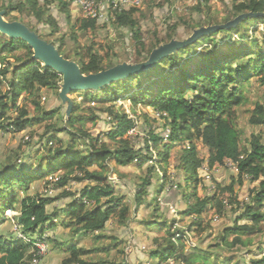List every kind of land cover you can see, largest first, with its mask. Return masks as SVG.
<instances>
[{
	"label": "trees",
	"instance_id": "16d2710c",
	"mask_svg": "<svg viewBox=\"0 0 264 264\" xmlns=\"http://www.w3.org/2000/svg\"><path fill=\"white\" fill-rule=\"evenodd\" d=\"M231 1L233 2L234 15L225 21L216 24L206 21L202 23L203 21H201L195 26L191 22L184 21L183 28L191 29L193 32L202 26L225 24L243 13H264V0H246L239 4H236L237 0ZM0 3H2L0 10L6 11V18L16 13L12 17L14 20L10 21L24 22L22 17H26L29 22L26 24L30 26L31 20L34 19L37 22L36 26L41 24L45 28L47 27L49 31L45 29L43 31L50 34L58 33L60 30L59 22L51 14V9L53 10L57 6L60 12L69 18L67 14L71 5L69 0H43L42 2L41 0H0ZM194 9L199 13H202L203 10L199 5ZM129 11L122 13L114 11L117 13V25L128 28L136 39H140L141 30L138 27V22L134 19V15L139 10L132 8ZM249 20L257 26L264 25V17L247 19L246 22ZM242 24L237 28L221 30L201 38L192 46L166 57L150 71L133 74L124 80L103 87L97 92L79 91L87 94L86 97L99 94L96 98L92 97L90 102H116L120 97L129 95L131 92L129 87L135 83V87L140 89V93L137 91L129 95L133 106L141 104L153 107L162 114H167L164 117L167 122L161 133L156 134L151 131L148 137L143 139V143L133 144L128 137V132L136 126L135 122L128 119L127 116L120 113L114 114L112 110L107 109L106 112L113 117L108 122L112 124L116 121L117 129L109 131L106 142H115V146L114 149L106 146L99 148L101 134L94 136L84 129L88 120L95 121L98 117L93 113L90 116L83 115L81 113L82 104L73 102L72 115L66 120L65 128L61 129L62 132L68 133L72 138L71 141L65 142L59 138L56 146L51 147L47 154L39 159V169L36 171L31 167L27 168V164L16 166L15 159L19 155L18 151L9 161L10 164L0 169V264H31L34 256L31 249H36L33 245H26L18 237L16 238L13 231L4 232L1 229L5 222H9L4 215L7 210L20 213V216H14V220L21 231L32 238L42 237L49 230V226H47L49 222L52 224L50 230L55 227L57 211L49 212L48 206L62 199L70 200L64 211L70 216L71 222L77 226L75 235L97 233V238L101 239L102 232L110 223L117 222L119 226H128L134 211L132 206L126 202L125 195L116 194L114 188L117 183L107 172L106 167V164H110L112 161L115 162L117 168L136 166L140 171L148 168V175L144 178L141 177L142 184L134 193L136 221L140 220L137 218L140 209L148 204H156L154 212L166 218L167 211L164 212L162 201L171 202L164 206L171 212L173 210L172 207L170 209L171 204L181 201V196H183V203L187 204V210L183 211L182 215L193 218L189 228L193 230V226H196L195 231L200 235L209 228V225L202 228V214L208 206L211 205L210 209H215L217 214L223 215V212L225 213L224 203L226 204L223 198L229 195V202L233 206L231 210L236 213L238 211L234 208L235 204L241 206V203L238 202L239 191L237 192L236 185L243 184L244 176L251 182L262 179L259 189L252 190L249 202H244L242 205V213L235 217V226L229 227L223 232L222 239L225 245H228L229 237L236 236L231 246H248L249 244L243 240V236H251L261 233L263 230L261 224L264 222V143L260 137H256L251 141L249 147H242L239 143L240 134L232 122L237 119V109L247 102L244 97V88L249 85L250 78L262 76V82H264V38L252 36L250 30L245 28L238 32L239 38L235 39L234 31L244 26ZM77 27L84 33L89 30L96 31L98 21L89 18L78 19L72 25L73 31H76ZM180 28V21H175L168 27L166 35L169 41L178 37ZM31 29L39 34L33 27ZM221 32L227 35L221 38L217 37ZM72 36V39L78 43L76 35ZM0 37L3 40L1 43L3 52L12 54L21 51V49L25 51L22 55L21 53L17 56L14 55L15 53L12 54L15 58L14 62L6 61L7 57L2 56L1 62L5 67L0 68L1 127L4 129L11 124L17 132H22L30 125L32 119H28L26 107L24 109L17 107L20 97L23 94L33 96L34 93H40L43 89H51V92L57 90L62 76L53 69L45 67L41 62L34 61L33 50L24 41L12 40L2 34ZM51 43L54 44V42ZM60 44L57 47L61 53L62 46H65L64 39L60 40ZM159 45L158 42L153 43L150 45L151 48L146 50L144 43L140 42V50L137 51L138 57L134 62L146 60L152 50ZM205 45L206 48L200 49ZM64 53V56L70 59L69 54ZM74 55L76 56L74 61L80 65L84 74L97 73L121 63L118 54L111 52V46L103 47L95 42L85 47H78ZM106 61L108 64L105 67ZM4 85L10 88L9 92L3 91ZM119 85L124 87L119 88ZM35 105L41 108L38 102H35ZM13 109H19L16 118L8 116V112ZM42 113L50 118L57 111ZM254 113L256 116H253L252 123L257 126L264 125V105L258 104ZM201 127L203 130H200ZM79 138L85 142L82 147L76 146ZM169 139V144L164 143ZM178 141L181 143L190 142L189 147H185L181 151L177 167L178 172H184L187 176L184 185L181 183L180 176L176 178L174 184H167L170 179L168 175L169 148L173 142ZM195 141H202L208 148L209 171L216 166L224 168L227 160L232 161L238 167V170H231L234 175L230 184L223 185L214 180L216 190L205 199L197 197L196 187L191 190L194 183H200V170L205 163L199 158ZM164 162L166 167L161 166L163 171L161 175L157 172V168L158 164L161 165ZM58 172L61 173L56 182L58 187L70 186L73 183L89 182V184L83 187L80 195L77 194L79 197L70 189L54 197L36 198L28 195L19 201L18 193L12 190L17 184L24 190H28L32 182ZM132 182L134 183V181ZM168 185L171 186L169 192L165 190ZM147 196L152 197V203L146 200ZM240 220L246 221V223L240 225ZM164 230L169 234V237H163V243L154 253V261L156 260L159 264L168 262L219 264L217 259L212 261L209 255L211 252H208V249L203 250L197 247L193 255H188L185 248L186 236L183 240L180 235L181 232L184 233L183 230H175L173 225ZM49 241L51 242L50 239ZM85 250L80 249L77 245L71 246L70 257L64 261V264H81L83 262L81 258L91 253V251ZM224 260L230 261L228 258ZM112 264H123V261ZM255 264H264V259L256 261Z\"/></svg>",
	"mask_w": 264,
	"mask_h": 264
},
{
	"label": "rangeland",
	"instance_id": "374dc122",
	"mask_svg": "<svg viewBox=\"0 0 264 264\" xmlns=\"http://www.w3.org/2000/svg\"><path fill=\"white\" fill-rule=\"evenodd\" d=\"M42 1L43 0H41V2ZM113 1L114 0H98L100 9L109 5L110 10L103 18L97 19L98 29L96 31L89 30L87 33H84L79 31L78 27L76 31H73L72 25L76 23L78 19L85 18L87 15H85L80 7L73 6L72 4L68 9L69 15L67 14V16H69V18H66L57 6H55L53 10L51 9V14L56 17L59 22L60 30L58 33L50 34L47 32L49 31L48 28H45L41 24L36 26L37 22L34 19L31 20L32 24L29 27L36 29L43 39L54 42L56 46H60V40L64 39L65 46H62L61 53L62 55H65L64 52L68 53L71 60H74L76 57L74 53L78 50V47H85L95 42L103 47L111 46V52L113 51L118 54L121 60L120 62H134L138 57L137 51L140 50V42L144 43L146 50L151 48L150 45L153 43L158 42L160 45L167 43L169 38L166 35V30L170 25H173L175 21L181 22V28L178 31L179 34L177 38L183 40L192 33L191 29L187 30L183 28L184 21L191 22L193 26L201 21H203L202 23L206 21L216 24L234 15L232 8L233 2L231 0H143L142 4L137 7L139 11L134 15V19L138 22V27L141 30L139 35L140 39H136L133 32L128 28L117 25V13L114 12L116 10L112 6V4L114 5ZM245 1L246 0H237L236 4ZM1 5L2 3H0V8ZM198 5L203 9L202 13L194 9ZM115 8H117L118 13L132 9L124 8L121 5L115 6ZM14 15H16V13L8 16L7 19L14 20L12 18ZM22 18L25 23L29 24L26 17ZM242 25L244 26L234 31L235 39L239 38L238 32L245 28L250 30L252 36L254 35L261 39L264 38V25L260 24L257 26V24L255 25L254 22L250 20L247 22L245 21ZM43 29L47 31H43ZM72 35H76L78 43L72 39ZM226 35V33L221 32L217 37L221 38ZM2 41L0 37V68L5 67L1 62L2 56L7 57L6 61L14 62L15 58L12 54L15 53L14 55L17 56L19 53L22 55L25 52L23 49L12 54L3 52V47L1 46ZM204 47L206 48V45L201 46L200 49ZM5 63L7 64V62ZM107 64L108 61L105 62L104 66L106 67ZM59 83V89L53 92H51V89H43L40 93H34L33 96L23 94L20 97L17 102V107L19 109H24L26 107L28 119H32L26 130L17 132L11 124L8 126H6V124V127L3 129L1 127L2 120H0V169L10 164L9 161L19 151V155L15 159L17 163L16 166L20 167L23 164H27V168L31 167L36 171L39 169V159L46 155L51 147L56 146L59 138L63 139L65 142L72 140L67 132L61 131V129H64L66 126L65 108L62 106L58 97L62 78ZM135 86L134 83L129 87L131 90L129 95L137 91V93H140V89ZM3 87L4 92H9L8 90L10 88L7 85ZM122 87L124 86L119 85V88ZM86 95L87 94L83 92H76L71 94V98L73 102H80L82 104V111L84 112L81 111V113L83 115L90 116L93 113L98 117L95 121L88 120L84 129L94 136L101 134V141L98 143L99 148L106 146L114 149L115 146V142H106L107 137H109V131L117 129L116 121L109 124L108 121H111L113 117L106 112L107 109L112 110L114 114L120 113L121 115L127 116L128 119L135 122L136 126L128 132V137L132 140L133 144L139 145L143 143V139H146L151 131H154L156 134L161 133L164 124L167 122L164 118L167 114H162L153 107L141 104L133 106L127 94L120 97L116 102H90L92 101V97L96 98L99 94H93L88 97H86ZM244 97L247 102L237 109V119L232 123L240 134V145L242 147H249L251 141L256 137H260L264 143V125L257 126L252 123L253 116H256L254 113L256 106L258 104L264 105V82H262V76H253L250 78L249 85H246L244 88ZM35 102H38L41 108L37 107ZM16 110L17 109L10 110L8 116L12 118L18 117V110ZM50 111H57V113L50 118H47V115H43L42 113ZM200 130H203V127H201ZM194 132H196V130H194ZM87 141L89 142V140ZM195 142H197L196 147L199 158L204 160L205 163L200 170V183H194L191 190L196 187L197 197L205 199L216 190L214 180L223 185L230 184L232 176L234 175H232L231 170H238V167L232 161L227 160L224 168L222 166H216L209 171L208 148L202 141ZM84 143L85 142L79 138L78 142H76V146L82 147ZM164 143L169 144L170 139L165 140ZM189 145L190 142L181 143L178 141L173 142L170 146L168 153V175L170 179L167 181V184H174L176 178L180 176L182 178L181 183L184 185V180L187 176H185L184 172H178L177 167L179 165L181 151L185 147L188 148ZM161 166L166 167L165 162L161 165L158 164L157 168V172L162 175L163 171ZM106 167L107 172L112 176L115 183H117L116 188H114L116 194L118 195V193H121L125 195L127 197L126 202L133 208L134 213L129 225L119 226L117 222L110 223L106 230L102 232L103 237L101 239L97 238V233H81L75 235L74 232L77 226L71 222L70 216L64 211L65 206L70 200L62 199L48 206L49 212L57 211V213H55V227L50 230L52 224L49 222L47 225L49 226V230H47L42 237L35 236L32 238L25 235L14 220V216H20V213L7 210L4 215L9 222H5L1 229L4 232L13 231L16 234V238L18 237L19 240L26 245H33L34 248H37L38 244L42 247L41 252L31 249V252L34 254L31 264H35V262H33L35 258L38 259L37 264H64V261L70 257V247L75 245L82 250L86 249L91 251L90 254L84 255L81 258L83 261L81 264H112L122 261L123 264H159L156 260H153L155 258L154 253L159 249L160 244L163 243V237H169V234L164 229H168L172 225L175 230L179 229V231H184V233L181 232L180 235L183 237V240H185L184 237L186 236L185 248L188 251L186 252L188 255H193L195 253V248L200 247L203 250L208 249V252L212 253L209 254L212 261L217 259L219 264H255L256 261H262L264 259V222L261 224L263 228L261 233L243 236V240L249 244L246 247L231 246L236 236L228 238V245H225L222 239L224 236L223 232L229 227L235 226V217L242 213V205H244V202H249L250 192L259 189L262 179L251 182L249 178L247 179V177L244 176L243 184L238 183L236 185V190L237 192L239 191L238 202L241 203V206L235 204L234 208L238 212L234 213V211L231 210L233 206L229 202V195L223 198L224 202L226 201V204L224 203L225 213L223 212V215L217 214L215 209H210L211 205L208 206L202 214V228L208 227V225L209 228L200 235L195 231L196 226H193V230L189 228L193 218L182 215V213H184L183 211L187 210V204L183 203V196H181V201L171 204L170 209L171 207L173 208V210H171L172 213L167 207H164L167 203L171 202L167 200L165 202L162 201V208L164 212L167 211L165 214L167 219L154 212L156 204H148L145 205L143 209H140V214L137 215V218L140 220L136 221L134 193L138 191L139 185L142 184L141 177L144 178L148 175V168L146 167L142 171L138 170L136 166L117 168L113 161L110 162V164L107 163ZM60 176V172L50 174L45 178L32 182L28 190H24L19 184L15 185L12 190L18 193L17 196L19 201H22L28 195L36 198L41 196L54 197L70 189H72L75 195H80L83 187L89 184V182H84L82 184L73 183L70 186L58 187L56 182ZM155 179L158 180L157 178ZM132 181H134V183ZM91 184L94 185L93 183ZM170 189L171 187L168 186L165 190L169 192ZM79 195H77V197H79ZM146 198L145 199L148 200L149 203H152V197L147 196ZM237 207L239 208L237 209ZM160 210L163 212L162 209ZM244 223H246V221H239L240 225ZM227 258L230 260L229 262L224 260ZM167 264L175 263L168 262ZM182 264L186 263L182 262Z\"/></svg>",
	"mask_w": 264,
	"mask_h": 264
},
{
	"label": "water",
	"instance_id": "95a60500",
	"mask_svg": "<svg viewBox=\"0 0 264 264\" xmlns=\"http://www.w3.org/2000/svg\"><path fill=\"white\" fill-rule=\"evenodd\" d=\"M264 17L262 12H249L238 15L236 18L220 25H208L195 29L186 39H171L169 42L154 48L149 57L141 62L123 61L115 66L97 73L84 74L80 65L60 53L58 47L43 39L36 31L21 21H10L6 18V11L0 10V34L12 40H21L33 50V60L41 62L62 76L59 99L65 108L66 120L73 112L71 94L79 91L97 92L101 88L117 81L124 80L133 74L150 71L166 57L192 46L201 38L210 36L221 30L237 28L247 19Z\"/></svg>",
	"mask_w": 264,
	"mask_h": 264
},
{
	"label": "built area",
	"instance_id": "2783aa9c",
	"mask_svg": "<svg viewBox=\"0 0 264 264\" xmlns=\"http://www.w3.org/2000/svg\"><path fill=\"white\" fill-rule=\"evenodd\" d=\"M69 1L71 2L73 6L75 5L76 7H80L85 13V15H87L85 16V18H89V19L97 20L98 18H101V17L103 18V16L107 15L110 10L109 5H106V7L104 6L103 9L102 8L100 9L98 0H69ZM142 2L143 0H114L113 1L115 6L121 5L127 9L137 8L142 4ZM114 5L112 4L113 8L117 11V8H115ZM35 250H37L38 252H41L42 247L37 244V248ZM37 260L38 259L35 258L33 262L37 264L38 263Z\"/></svg>",
	"mask_w": 264,
	"mask_h": 264
}]
</instances>
